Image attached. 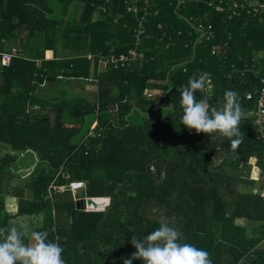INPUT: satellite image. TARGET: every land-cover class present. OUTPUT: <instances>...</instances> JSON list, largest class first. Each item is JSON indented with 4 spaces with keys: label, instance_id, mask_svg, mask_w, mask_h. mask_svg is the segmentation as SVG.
Listing matches in <instances>:
<instances>
[{
    "label": "trees",
    "instance_id": "obj_1",
    "mask_svg": "<svg viewBox=\"0 0 264 264\" xmlns=\"http://www.w3.org/2000/svg\"><path fill=\"white\" fill-rule=\"evenodd\" d=\"M123 1L0 0V146L9 149L0 158V228L41 215L29 237L46 231L65 264H123L135 252L132 237L157 229L164 215L175 218L179 242L206 250L212 264H264V131L248 115L264 78V13L229 17L218 0H185L177 10L175 0H156L150 9L158 15L147 17L148 37L136 46L143 59L127 71L99 73L88 54L118 56L135 47L136 21ZM199 26L211 37L196 43ZM12 49L16 56L2 65L1 54ZM200 73L210 74L212 90L206 84L197 91L198 101L221 108L226 91L238 93L243 140L235 149L226 137L181 123L182 89ZM68 80L94 86V100L68 95ZM146 88L160 90V98L146 99ZM47 92L55 94L41 96ZM91 113L92 135L72 146ZM25 152L35 163L24 185L10 186L20 199L11 216L2 179ZM229 167L247 174L229 175ZM72 181L85 183L83 200L109 198V207L88 212L76 194L49 193L51 184Z\"/></svg>",
    "mask_w": 264,
    "mask_h": 264
},
{
    "label": "clouds",
    "instance_id": "obj_2",
    "mask_svg": "<svg viewBox=\"0 0 264 264\" xmlns=\"http://www.w3.org/2000/svg\"><path fill=\"white\" fill-rule=\"evenodd\" d=\"M209 80V73H200L198 77H190L183 87L181 123L196 133H216L222 138L226 137L235 149L243 140L240 121L244 110L238 93L228 90L224 93L221 108L210 107L207 98L198 101L195 96L197 91L206 87ZM172 220L161 215L157 229L143 238L132 237L131 244L135 252L124 258L123 264H132L134 260H141L143 264H212L206 250L179 242L183 234ZM23 235L15 226L0 228V264H65L62 247L49 241L46 231H32L30 244L24 243Z\"/></svg>",
    "mask_w": 264,
    "mask_h": 264
},
{
    "label": "built area",
    "instance_id": "obj_3",
    "mask_svg": "<svg viewBox=\"0 0 264 264\" xmlns=\"http://www.w3.org/2000/svg\"><path fill=\"white\" fill-rule=\"evenodd\" d=\"M156 2V0H124L123 7L124 11L127 14L132 15V17L136 21V26L133 29L135 47L129 49L125 54H120L115 56L110 54L108 56H104L102 54H88L86 56L87 60L90 63H95L97 70L98 69H127L131 66V64L137 62L138 60L143 59V55L137 50L136 46L139 44V41L142 37H148L145 33L144 23L148 16L151 15V6ZM225 3L227 6V11L229 12V17H238L240 14L245 13V15L251 14H261L264 13V0H226V2L218 0L217 8L219 11H223L222 7ZM177 6H183L185 4V0H176ZM102 12L105 11L104 8H101ZM160 29V26H158ZM16 56V51L14 49L9 53L1 54V64L4 66H8L13 57ZM131 63V64H130ZM208 89L210 88L209 82H207ZM209 93V90H208ZM257 97L255 98V106L248 113V115L253 119V125L256 128L257 133L262 135L264 131V78L261 79V85L259 89L255 92ZM147 97H150V93H144ZM248 99H251V95H247ZM93 130V128L91 129ZM91 130L88 135H92ZM85 183L82 181H72L64 186H55L51 184L48 188L49 193H62V192H70L72 196L79 190L85 189ZM84 210L85 211H103L107 209L110 205L109 198H85L84 199ZM96 203V204H94Z\"/></svg>",
    "mask_w": 264,
    "mask_h": 264
},
{
    "label": "rangeland",
    "instance_id": "obj_4",
    "mask_svg": "<svg viewBox=\"0 0 264 264\" xmlns=\"http://www.w3.org/2000/svg\"><path fill=\"white\" fill-rule=\"evenodd\" d=\"M67 83V87H66V91L68 95H82L85 97H92L94 95V91L95 89L91 86V85H87L84 84L82 81H74V80H68ZM55 90H60L61 88H63V86L61 85H53ZM155 96V98H157L158 95V91L154 90L152 92ZM207 93H208V89H207ZM55 93H42V97L45 96H52ZM90 101V100H89ZM91 133L92 130H91ZM9 153V149L6 146H0V158L3 157L4 155ZM20 155V159L17 163H15L13 166H11V168L9 169L10 174H4L3 175V179L2 181H4L5 183L7 182L9 184V187L6 189V192L8 194H6L4 196V213L8 214V215H13L14 214V210L17 208L18 202L20 201L19 198H16L13 194V188L15 186H19V185H24V183L26 181L29 180L30 176H31V170L32 167L34 166V155L30 152H25L22 154H18V156ZM251 164L254 163L253 160H251L250 162ZM31 171V172H29ZM26 172V174H25ZM252 172L255 174L256 171L252 169ZM227 174L229 175H239V176H245L247 173L245 170H238L236 171L235 169H233L232 167L227 168L226 171ZM252 173V174H253ZM10 175H12L13 177L11 178ZM13 188H11V187ZM82 190L78 191L76 193L78 200L80 201L79 205L80 208H84V200L81 195ZM29 197L28 193L27 196ZM96 204V203H94ZM18 220H21L20 222H18ZM42 222V216L41 215H35L34 217H19L17 219L11 220L10 221V227L15 226V227H19L23 230H25L24 236L27 237L29 239V244L31 243L30 237H29V231L31 229L34 228H38L41 225ZM238 224H242V222H238ZM23 225V227H22Z\"/></svg>",
    "mask_w": 264,
    "mask_h": 264
},
{
    "label": "crops",
    "instance_id": "obj_5",
    "mask_svg": "<svg viewBox=\"0 0 264 264\" xmlns=\"http://www.w3.org/2000/svg\"><path fill=\"white\" fill-rule=\"evenodd\" d=\"M175 2H176V0H175ZM157 2H155L154 4H156ZM153 6H155V5H153ZM223 7V10H225L226 9V11H227V6H226V4L224 3V5L222 6ZM177 8H178V6H176V9L175 10H177ZM152 11H154L153 12V16H157L158 15V10L157 9H155V8H153L152 7V9H151V12ZM228 12V11H227ZM229 13V12H228ZM186 22L187 23H189L187 20H186ZM159 26H161V25H159ZM158 28V27H157ZM159 29V28H158ZM194 29H195V31L196 32H198L199 33V37H198V39L196 40V43L201 39V40H203V39H208L209 37H211V33H207L206 34V32H205V29L204 28H202V27H197V28H195L194 27ZM202 31V32H201ZM158 41H161V40H158ZM196 43H195V45H196ZM225 46V45H224ZM223 46V47H224ZM214 48L215 47H213L212 48V50H214ZM107 70H109V68L108 69H98L97 70V72H99V73H103V72H105V71H107ZM122 70H125V71H127V69H122ZM149 83L150 84H154V85H159V84H162V82L161 81H157V80H149ZM94 89H95V87L94 86H92ZM172 88H169V90L168 91H170ZM209 91H211L212 90V88H211V85H210V88L208 89ZM145 91L146 92H148V93H150V97H147L144 93H145ZM154 90H150L149 88H146V89H144V91H143V96L146 98V99H148V100H152V101H155V100H158L159 98H160V96H161V91L160 90H157L158 91V95H157V98H155V96H154V94L152 93ZM250 94V93H249ZM248 95V94H247ZM247 95H246V97H247ZM85 97V96H84ZM85 98H87L88 100H90V101H93L94 100V95L92 96V97H85ZM95 124H96V122H95ZM95 124H94V126H95ZM94 126H93V128H94ZM88 136V135H87ZM252 160V159H251ZM254 161V160H253ZM18 208V207H17ZM17 208H16V211H17ZM237 222H242V224H244V220H238Z\"/></svg>",
    "mask_w": 264,
    "mask_h": 264
},
{
    "label": "water",
    "instance_id": "obj_6",
    "mask_svg": "<svg viewBox=\"0 0 264 264\" xmlns=\"http://www.w3.org/2000/svg\"><path fill=\"white\" fill-rule=\"evenodd\" d=\"M202 32V31H201ZM96 122V114L91 113L84 117L82 125L73 137H71L69 143L72 146H78L87 137L89 131L93 128Z\"/></svg>",
    "mask_w": 264,
    "mask_h": 264
}]
</instances>
